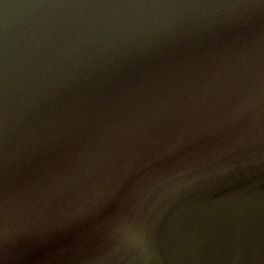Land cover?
I'll list each match as a JSON object with an SVG mask.
<instances>
[{
    "label": "water",
    "instance_id": "water-1",
    "mask_svg": "<svg viewBox=\"0 0 264 264\" xmlns=\"http://www.w3.org/2000/svg\"><path fill=\"white\" fill-rule=\"evenodd\" d=\"M0 264H264V0H0Z\"/></svg>",
    "mask_w": 264,
    "mask_h": 264
},
{
    "label": "clouds",
    "instance_id": "clouds-1",
    "mask_svg": "<svg viewBox=\"0 0 264 264\" xmlns=\"http://www.w3.org/2000/svg\"><path fill=\"white\" fill-rule=\"evenodd\" d=\"M133 242H138L139 238L136 237L134 234L131 236Z\"/></svg>",
    "mask_w": 264,
    "mask_h": 264
}]
</instances>
